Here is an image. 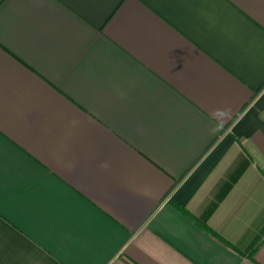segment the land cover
<instances>
[{
	"label": "crops",
	"instance_id": "1",
	"mask_svg": "<svg viewBox=\"0 0 264 264\" xmlns=\"http://www.w3.org/2000/svg\"><path fill=\"white\" fill-rule=\"evenodd\" d=\"M0 264H264V0H0Z\"/></svg>",
	"mask_w": 264,
	"mask_h": 264
}]
</instances>
